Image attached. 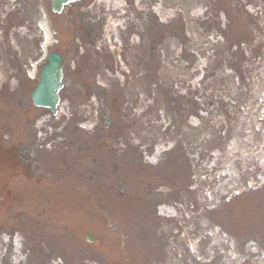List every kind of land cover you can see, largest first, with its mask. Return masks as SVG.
I'll return each instance as SVG.
<instances>
[{
    "label": "flooded vegetation",
    "instance_id": "flooded-vegetation-1",
    "mask_svg": "<svg viewBox=\"0 0 264 264\" xmlns=\"http://www.w3.org/2000/svg\"><path fill=\"white\" fill-rule=\"evenodd\" d=\"M164 1L86 0L65 7L58 19L67 38L59 43L62 87L55 114L32 104L31 64L23 54L7 53L0 61V237L7 238L0 245V264H15L7 245L22 234L28 248L18 263L44 264L42 254L53 247L46 239L48 222L79 216V158L92 156L98 175L110 171L113 156L127 155L129 141L140 140L139 125L157 120L159 103L176 97L172 86L160 85L164 78L191 75L196 62L191 51L175 58L160 55V46L186 25L182 14L177 20L176 10L161 19ZM178 93L184 100L177 105L170 100L168 112L184 122L192 117L195 102L191 90ZM87 119L95 130L76 133V125ZM17 123L26 131H13ZM113 125L131 130L121 134ZM31 252L37 255L28 257Z\"/></svg>",
    "mask_w": 264,
    "mask_h": 264
},
{
    "label": "rangeland",
    "instance_id": "rangeland-1",
    "mask_svg": "<svg viewBox=\"0 0 264 264\" xmlns=\"http://www.w3.org/2000/svg\"><path fill=\"white\" fill-rule=\"evenodd\" d=\"M191 1L194 5L204 6V8L233 4V0H225L224 2L208 0L207 5L205 3L201 5L200 0ZM43 5L46 7V12H49L47 0H0V42H7L6 49L1 52H13L9 42L18 45V43L25 42L23 39L30 41L37 33H42L36 22L41 19ZM256 14V18H261L264 21L263 13ZM17 16L21 17L24 22L19 18L16 23ZM55 19L56 17L52 14L50 22L55 24ZM229 20L234 21L233 19ZM227 30H230V37L238 38L240 42L231 44L229 46L230 51L219 58L222 67L227 72L230 71L229 73L224 72L223 79L226 81L225 85L228 86L227 89L230 94L237 96V93L239 95L241 92L237 98L240 102L239 108L236 110L241 113L242 120L251 121L247 115L251 113L252 116H258L259 107L257 108L258 113H255L256 104L260 101L257 94L264 91V28L243 29L235 27ZM195 39L197 43L192 45L197 49L195 54L200 63L208 58H216V54L222 52L225 46L224 38L220 35L218 28L209 30L208 41L203 39L201 42V40ZM250 39L251 41L248 43ZM202 48L206 51H202ZM27 52L33 54L37 50L30 45L27 50H23L24 54ZM218 62V58L214 59V67L217 66ZM193 85L195 95H197L198 89L205 88L199 73L194 74ZM208 85L209 89H212L210 84ZM195 120L197 118H194L190 124L192 133L187 131L185 136L182 135V138L185 147H189V149L190 147H197V149L192 153L189 151L188 156L178 155L181 157L178 164L176 160L172 161L173 157L168 153H160L162 149L168 148L174 143L173 148H175L178 140L176 133L169 138L162 136L164 131L162 126L167 128L163 124L162 126L153 124L150 129L143 132L145 139L153 138L155 140L152 142L156 146L154 150L148 149L146 153L136 157L130 155L126 158H120V162L114 161L112 181H108L107 185L103 184L97 187V177L93 176L89 179L92 170H95L91 156L79 158L80 193L85 194L80 203L79 221H69V227L65 228V232L69 233L70 237L73 236L74 232L77 233L78 231L79 234L78 249L74 245V250L67 251L71 261L72 258L76 260L73 262L74 264H166V262L169 264H264V235L262 234L256 236H222L216 229V231H210V234L207 233L208 241L207 243L204 242L203 228L205 223L200 209L204 202L212 207L218 205L219 200L226 196L232 197L236 207L233 214H243L252 208L250 218H253L255 213L258 216L264 209V187L247 188L242 194L243 188L235 183L214 189L210 186L206 190L192 182V185L188 184L185 189L182 186L187 175H189L188 166L193 164L197 170L195 175H202L201 168L209 172L220 170L221 165H225L222 160L229 159L233 161L235 167L243 170L241 171V178L250 176V182L262 180L257 175L264 174V166L255 164V161H250L244 155H238V160L235 161L233 160L234 157L228 155L222 157L218 150L222 144L218 145V137L216 136V134H223L222 131L219 132V126L217 127L211 121L205 124L201 119L197 122ZM90 127L91 122L88 120L79 125V130L88 132ZM242 128L244 130L240 131L237 137L249 138V142L243 141L245 144H240L238 148L246 150L255 148L250 140L252 137L258 139L259 132L250 136L249 126L245 122L242 123ZM15 130L26 131V128L25 125L17 123L14 125L13 131ZM190 133L192 138H189ZM202 133H205L209 140L210 150L207 154L202 153L203 141L199 139ZM186 137L193 140L191 141ZM192 143L194 144L192 145ZM256 143L258 147L261 146V142L257 141ZM261 147L264 148V146ZM175 157L179 161V158ZM134 158L141 159V162L132 164ZM244 163L248 166L242 169L241 166ZM160 165L166 167L164 172L171 174L172 177L167 178V175L164 177L168 181L175 182L173 187L166 183H160L163 187L156 189L148 182L158 181L157 178L151 179L147 176L142 178L143 173L140 169H145L146 174L159 172ZM160 180L164 179L161 177ZM121 181H123L122 189L119 187ZM236 183H239L238 179H236ZM65 188L69 194L73 193L67 184ZM105 192L110 194L95 200L98 193L104 194ZM154 192L156 195L153 197ZM154 210H157L156 215ZM215 217L213 214V218ZM209 226H212L210 221ZM154 227L157 228V231ZM87 233L93 235V240L90 243L85 241ZM2 240L0 238V244H2ZM163 241H167V244L172 241L173 247L169 248V245H166L168 248L166 249L160 246L159 244ZM12 243H18L15 237H13ZM68 245L72 244L69 243ZM170 249L173 251H169Z\"/></svg>",
    "mask_w": 264,
    "mask_h": 264
},
{
    "label": "water",
    "instance_id": "water-1",
    "mask_svg": "<svg viewBox=\"0 0 264 264\" xmlns=\"http://www.w3.org/2000/svg\"><path fill=\"white\" fill-rule=\"evenodd\" d=\"M53 9H58L62 3L70 0H51ZM61 59L58 54H49L47 62L40 71L39 82L34 88L31 97L35 104L47 105L53 109L57 102V91L60 87Z\"/></svg>",
    "mask_w": 264,
    "mask_h": 264
},
{
    "label": "bare ground",
    "instance_id": "bare-ground-1",
    "mask_svg": "<svg viewBox=\"0 0 264 264\" xmlns=\"http://www.w3.org/2000/svg\"><path fill=\"white\" fill-rule=\"evenodd\" d=\"M43 29H45L46 30V27H45V25H44V23L43 22H41V25H40Z\"/></svg>",
    "mask_w": 264,
    "mask_h": 264
}]
</instances>
